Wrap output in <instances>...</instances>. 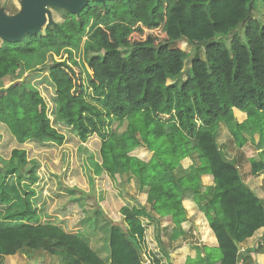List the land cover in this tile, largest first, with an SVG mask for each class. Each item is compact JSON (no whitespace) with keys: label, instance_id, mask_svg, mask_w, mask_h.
Instances as JSON below:
<instances>
[{"label":"trees","instance_id":"1","mask_svg":"<svg viewBox=\"0 0 264 264\" xmlns=\"http://www.w3.org/2000/svg\"><path fill=\"white\" fill-rule=\"evenodd\" d=\"M256 1L264 6V0H113L112 5L87 6L78 16L67 13L43 32L3 44L0 85L28 74L0 86V124L7 144L15 147L6 161L0 157V215L5 213L3 222L11 224L0 226V264L23 249L58 256L60 264H143L140 218L169 217L170 239L183 237L186 196L205 216L217 248H195L196 257L184 264H241L239 244L264 228V204L239 168L224 159L214 129L223 123L238 147L253 145L258 154L264 148V14L262 22L252 19ZM242 24L245 42L237 31ZM227 35L228 49L215 41ZM176 43L202 47L204 60L192 57L185 79L168 84L181 75L188 58ZM76 53L84 56L83 64L76 63ZM39 69L54 88L51 115L57 129L31 85V72ZM235 111L245 116L241 123ZM105 119L128 125L102 140L97 151L81 146L86 172L104 174L111 182L116 175L134 177L151 201L150 210L135 212L122 201L119 186L98 191L89 176L97 210L109 222L108 263L82 237L40 222L30 202L33 193L22 184L35 183L34 164L18 147L26 142L61 146L65 135L84 143L100 133ZM141 145L151 153L148 162L129 156ZM193 155L194 176H175L180 162ZM249 165L251 176L264 173L259 155ZM204 175L212 178L214 189L202 186ZM75 206L73 222H87L74 195L58 199L52 211L64 218Z\"/></svg>","mask_w":264,"mask_h":264},{"label":"rangeland","instance_id":"2","mask_svg":"<svg viewBox=\"0 0 264 264\" xmlns=\"http://www.w3.org/2000/svg\"><path fill=\"white\" fill-rule=\"evenodd\" d=\"M113 0H108L106 3L112 5ZM21 0H0V9L7 15L21 11ZM251 17L257 22H262L264 14V6H261L260 2H255L253 8H251ZM53 20L56 24L64 21L65 15L62 12L52 10ZM242 24L238 28L239 36L244 41ZM215 41L223 44L227 49L229 48L230 35L218 36ZM2 41L0 40V48H3ZM176 47L187 53L188 58L184 63V70L177 78L167 81L168 84L178 83L180 84L185 79V72L190 66L192 57H197L204 60L203 48L198 45H189L186 43H176ZM120 49L123 57H128V52ZM83 52V50L81 49ZM80 52V51H79ZM77 64H83L85 61L84 56L81 53H76ZM52 64L49 61L47 64ZM41 70V69H39ZM34 77L31 80V85L38 91L45 103V111L50 120V125L57 129V125L54 123L51 111L53 109L52 97L54 94V88L50 81L47 79V73L44 71H33ZM28 74V73H27ZM26 73L16 78H6L2 81L1 87L5 88L12 83V81H22L26 78ZM127 121H124L122 125H118L114 120L105 119L103 125L97 134L89 137L84 143H81L76 137L65 135L64 142L61 146H57L52 143H43L40 146H34L29 142H26L18 146L21 150L25 151L27 161L34 164L35 183L30 185L29 181L24 180L22 182L23 187L29 189L33 194L30 197L32 209L38 215L40 222L45 224H52L62 228L66 233L74 234L82 237L84 241L99 255L107 257L108 251V236H109V222L107 218L97 210V206L94 202L93 195L90 192L92 173H87V165L84 163L85 156L82 155L81 146L91 151H97L99 146L107 136L113 133L121 134L125 132L127 128ZM235 128V124H234ZM229 128L221 123L215 127V142L221 151L224 159L236 165L243 177L244 183L248 188L253 189L256 196H258L264 203V173L261 177H251L249 173L250 165L249 160L251 158H257L258 155L264 160V148L261 153L258 154L257 149L253 145L246 144L243 147L237 146V137L228 130ZM6 131L3 126L0 125V157L5 161L10 156L11 147L6 141ZM258 132L253 131L252 140L258 141ZM15 148V147H14ZM130 156L140 159H148L151 153L145 149L142 145L135 148L130 152ZM197 161V157L194 158ZM197 163V162H196ZM4 166L3 164H1ZM94 188L98 191H107L112 187L113 183L119 186L122 191V200L125 204H132V210L134 207L147 209L148 206H142L138 201V198L133 197L130 191L129 182L127 179L124 181L115 176V179L110 181L107 176H94ZM13 182V179L10 178ZM122 181V182H121ZM90 185V186H89ZM129 191V192H128ZM74 195L76 199L80 200L82 206V214L88 218L87 222L81 224H75L73 219L78 214L79 208L75 206L72 209L71 215L67 217H59L53 213L52 209L56 201L60 198ZM11 209L9 212H12ZM4 210V209H3ZM136 212V211H135ZM8 214V213H7ZM5 213L0 215V226L11 225L10 223L3 222ZM118 220V219H117ZM116 220V221H117ZM119 222H121L119 220ZM16 223H12L15 225ZM18 225V224H16ZM264 234L257 241V252L246 258V264H264ZM219 253L217 252V258ZM105 260V259H104ZM252 261V262H251ZM15 264H60V257L49 256L42 251H29L23 249L18 252V257L14 261ZM108 263V262H107ZM5 264V263H4ZM244 264V263H243Z\"/></svg>","mask_w":264,"mask_h":264},{"label":"crops","instance_id":"3","mask_svg":"<svg viewBox=\"0 0 264 264\" xmlns=\"http://www.w3.org/2000/svg\"><path fill=\"white\" fill-rule=\"evenodd\" d=\"M107 1L108 0L105 1V4H107L106 3ZM98 5L103 6L101 3L94 2L91 0L89 1V4H88L89 8H92ZM20 6H21V11L19 13L17 12V14L9 13L6 15L2 11V9H0V15L6 18L15 17L17 15H20L23 11L22 0L20 2ZM51 9L57 12H62L64 13L65 16L67 14V11L63 8L55 7L51 5L45 6V10L50 13L51 20L54 24H56V22H54L53 20V14H52ZM85 9L83 11H85ZM45 17H46V22L41 28L40 32H43L48 27L47 26L48 25L47 14H45ZM2 43L4 44L5 42L2 41ZM235 117H236V121L238 123H241L244 120L245 116H243L242 113L235 111ZM12 149H14L13 145L11 146V150ZM195 157L196 155H193L192 157L183 159L180 162L177 169L174 171V175L177 177L194 176L195 162H197L194 160ZM150 158L151 156L148 159H140V158H137V159L144 161V162H148ZM261 175L263 174L261 173ZM261 175L251 176V177L258 179L259 177H261ZM119 177L123 181L125 179L128 180L130 191L132 192L133 197L138 198V201L140 202L142 206L144 205L148 206L146 210H150L151 201L149 200V195L146 190L139 188L137 179L134 177H128L127 175H123ZM201 183L203 187H209L212 189H214L215 187L212 181V178L207 175H204L201 177ZM251 190L253 191V189ZM129 205H132V204H129ZM182 206L186 211L187 221L183 224V228L187 231V234L175 240L170 239L171 231L174 228V226L171 223V219L169 217L161 218V217L154 215V217L152 216L149 219L146 217L140 218L141 222H143L146 225L145 238L147 240V250L151 251V254L154 257V261H156L157 264H184L186 258L190 257L193 259L196 257L197 251L195 250V248H199L201 246H205L210 249L217 248V240L213 232L211 231L205 216L203 215L202 212L199 211L193 199L190 196H186L182 201ZM134 208L138 209L139 207H134ZM263 234H264V228L257 231L251 238L239 244L241 264L243 263L246 264L248 261V260L246 261V258H248L250 255H253L254 253L257 252V248H258L257 241L260 237H262ZM17 257H18V253L14 256L5 257L3 264L4 263L5 264H15L14 261L17 259ZM100 258L103 260L105 259L104 260L105 262H109V255L107 257L100 256ZM213 264H221V261L217 260Z\"/></svg>","mask_w":264,"mask_h":264},{"label":"water","instance_id":"4","mask_svg":"<svg viewBox=\"0 0 264 264\" xmlns=\"http://www.w3.org/2000/svg\"><path fill=\"white\" fill-rule=\"evenodd\" d=\"M90 0H22L23 11L20 15L6 18L0 15V39L6 43L20 42L25 35H35L40 32L48 16V25H54L50 13L45 6L51 5L63 8L69 14L79 15ZM105 5L106 0H91Z\"/></svg>","mask_w":264,"mask_h":264},{"label":"built area","instance_id":"5","mask_svg":"<svg viewBox=\"0 0 264 264\" xmlns=\"http://www.w3.org/2000/svg\"><path fill=\"white\" fill-rule=\"evenodd\" d=\"M141 224H142V227L144 228V236H143V241H142V253H141L143 264H157V262L154 261V257L151 254V251L147 250V240L145 238L146 225L143 222H141Z\"/></svg>","mask_w":264,"mask_h":264}]
</instances>
